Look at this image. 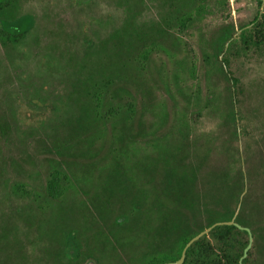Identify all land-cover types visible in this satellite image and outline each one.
<instances>
[{
    "label": "trees",
    "instance_id": "1",
    "mask_svg": "<svg viewBox=\"0 0 264 264\" xmlns=\"http://www.w3.org/2000/svg\"><path fill=\"white\" fill-rule=\"evenodd\" d=\"M66 1L76 31L52 30L2 111L0 149L16 148L18 180L1 183L17 205L0 227V264L176 262L237 212L254 238L246 258L249 233L224 225L183 264H264V198L241 202L262 166L240 149L232 70L264 55V11L236 26L229 0ZM98 1L104 17L89 15ZM50 16L0 0L6 54L31 61ZM202 114L217 131L196 135L192 116Z\"/></svg>",
    "mask_w": 264,
    "mask_h": 264
},
{
    "label": "rangeland",
    "instance_id": "2",
    "mask_svg": "<svg viewBox=\"0 0 264 264\" xmlns=\"http://www.w3.org/2000/svg\"><path fill=\"white\" fill-rule=\"evenodd\" d=\"M83 1L85 3L90 2V0ZM20 4L22 5L23 13L32 12L41 17H46L48 13H51V16L50 20L46 19L41 23L39 43L31 48L32 53L35 55L31 61H27L24 58L19 60L22 57L20 54L7 55L8 53L6 54L0 45L1 125L4 118L7 119L8 116V113L5 115L2 111L7 109L9 103L12 104L11 99L16 95L17 91H20L21 84L28 85L25 78L32 76L35 57H39L49 49L48 47L51 44L49 39L52 36V30L56 33L59 31L60 26H63L67 32L72 34L73 31H76L75 24L79 20L74 11L68 9L66 0L56 4H49V2L46 4L45 0H20ZM97 4L100 8L89 13V15H102L104 9L103 17L106 16L109 12L108 9L105 10L106 5L101 1H98ZM234 10L231 8L230 13L236 26L253 21L259 10L262 11L255 0H236ZM33 17L35 18V16H31L32 19ZM31 18H28L30 22H32ZM217 23V20H211L209 28L214 27ZM194 49L197 54L200 53L195 46ZM24 52V56L29 60L30 50L25 51L24 49ZM14 61L16 62L13 63ZM232 70L235 77L239 80L237 86L239 99L237 112L240 115L238 118L241 138L240 149L243 153V158L247 156L250 163L255 165L258 162V166H262L259 170L260 175H255L257 178H254L253 184L251 186L247 185L246 194H249L252 202L253 200L264 198V143H262L264 140V55L247 59L238 58L233 61ZM198 72H203L201 66ZM192 118L195 120L196 135L217 131L218 122L209 120L206 114L192 116ZM17 155L15 147H3V149H0V174L1 169L5 170L4 179H0V227L10 219L14 205H17V202L9 194H6L1 186L4 181L11 184V182L18 180L15 170L12 168L13 166L11 167L12 160L17 158ZM26 167L28 168L29 165H25Z\"/></svg>",
    "mask_w": 264,
    "mask_h": 264
},
{
    "label": "water",
    "instance_id": "3",
    "mask_svg": "<svg viewBox=\"0 0 264 264\" xmlns=\"http://www.w3.org/2000/svg\"><path fill=\"white\" fill-rule=\"evenodd\" d=\"M260 1L262 2V11H261V13H263V11H264V0H260ZM246 193H247V187H246V190H245L244 194H243L242 197H241V202H242L243 197H244V195H245ZM239 208H240V207H239ZM237 214H238V212L236 213V215H235V217H234V219H233L232 221H230V222L216 223L215 225H213V226L210 227L209 229H207V230L203 231L202 233H200L198 236H196L195 238H193V239H192V240L186 245V247H185V249H184V251H183V253H182V257H181L178 261H176V262H170V263H165V264H183L184 261H185V258H186V254H187L188 249H189V248H190V247H191L196 241L200 240L203 236L208 235V234H209V233H210L215 227H217V226H224V225H234V226L238 227L239 229L244 230V231H247V232L249 233V235H250V243H249L247 249L245 250V255H244V257L246 258V257L248 256V252H249V250H250V249L252 248V246H253L254 238H253L252 232H251V230H250L249 228L242 227L241 225H239L238 223L235 222V219H236V217H237ZM88 264H94V262H90V263H88Z\"/></svg>",
    "mask_w": 264,
    "mask_h": 264
},
{
    "label": "flooded vegetation",
    "instance_id": "4",
    "mask_svg": "<svg viewBox=\"0 0 264 264\" xmlns=\"http://www.w3.org/2000/svg\"><path fill=\"white\" fill-rule=\"evenodd\" d=\"M240 206H241V204H240ZM161 252H162V253H161L162 255H164V256H169V255H171V254L174 252V250H173V249L161 250ZM90 261H91V260L87 261V263L90 262ZM87 263H86V264H87Z\"/></svg>",
    "mask_w": 264,
    "mask_h": 264
},
{
    "label": "built area",
    "instance_id": "5",
    "mask_svg": "<svg viewBox=\"0 0 264 264\" xmlns=\"http://www.w3.org/2000/svg\"><path fill=\"white\" fill-rule=\"evenodd\" d=\"M229 3H230L231 8L234 10L235 9V4H236V0H229Z\"/></svg>",
    "mask_w": 264,
    "mask_h": 264
}]
</instances>
